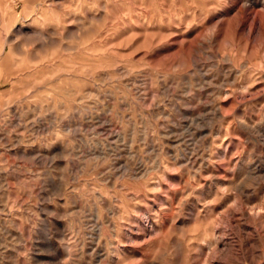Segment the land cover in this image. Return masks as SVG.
<instances>
[{
  "label": "rangeland",
  "instance_id": "obj_1",
  "mask_svg": "<svg viewBox=\"0 0 264 264\" xmlns=\"http://www.w3.org/2000/svg\"><path fill=\"white\" fill-rule=\"evenodd\" d=\"M0 264H264V0H0Z\"/></svg>",
  "mask_w": 264,
  "mask_h": 264
},
{
  "label": "bare ground",
  "instance_id": "obj_2",
  "mask_svg": "<svg viewBox=\"0 0 264 264\" xmlns=\"http://www.w3.org/2000/svg\"><path fill=\"white\" fill-rule=\"evenodd\" d=\"M5 171H6V170H5ZM5 171H4V172H5ZM4 172H3V170L0 168V189H1V190H2V188H4V187H3V186H4V178H3V175L5 174ZM1 190H0V191H1Z\"/></svg>",
  "mask_w": 264,
  "mask_h": 264
}]
</instances>
